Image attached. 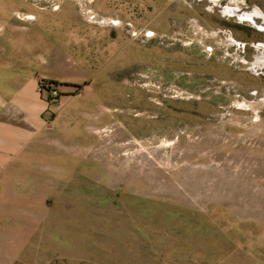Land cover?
Segmentation results:
<instances>
[{"label":"rangeland","instance_id":"obj_1","mask_svg":"<svg viewBox=\"0 0 264 264\" xmlns=\"http://www.w3.org/2000/svg\"><path fill=\"white\" fill-rule=\"evenodd\" d=\"M0 264H264V0H0Z\"/></svg>","mask_w":264,"mask_h":264},{"label":"flooded vegetation","instance_id":"obj_2","mask_svg":"<svg viewBox=\"0 0 264 264\" xmlns=\"http://www.w3.org/2000/svg\"><path fill=\"white\" fill-rule=\"evenodd\" d=\"M255 16H258V13H253V14H249V15H246V16H242V17H240L242 20L243 19H250V20H253V18L255 17Z\"/></svg>","mask_w":264,"mask_h":264}]
</instances>
